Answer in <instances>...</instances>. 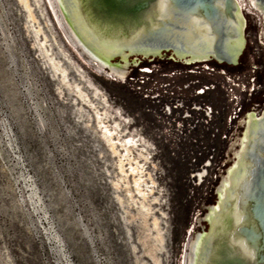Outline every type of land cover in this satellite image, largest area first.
Here are the masks:
<instances>
[{
	"label": "rangeland",
	"instance_id": "1",
	"mask_svg": "<svg viewBox=\"0 0 264 264\" xmlns=\"http://www.w3.org/2000/svg\"><path fill=\"white\" fill-rule=\"evenodd\" d=\"M243 37L237 64L171 52L138 57L123 79L80 54L49 0H0V264H183L228 138L264 84L263 56ZM103 125L149 149L147 218Z\"/></svg>",
	"mask_w": 264,
	"mask_h": 264
},
{
	"label": "water",
	"instance_id": "2",
	"mask_svg": "<svg viewBox=\"0 0 264 264\" xmlns=\"http://www.w3.org/2000/svg\"><path fill=\"white\" fill-rule=\"evenodd\" d=\"M71 44L126 79L138 57L237 64L245 33L263 56L264 0H49ZM183 264H264V84L230 134Z\"/></svg>",
	"mask_w": 264,
	"mask_h": 264
},
{
	"label": "bare ground",
	"instance_id": "3",
	"mask_svg": "<svg viewBox=\"0 0 264 264\" xmlns=\"http://www.w3.org/2000/svg\"><path fill=\"white\" fill-rule=\"evenodd\" d=\"M44 37H46V36H44ZM47 38H45V39H47ZM46 42L47 41L45 40V42L42 43L41 47L44 48V51L47 54V56H60V57L66 56V55H63L60 53L57 54V53L52 52L48 47H46L47 46ZM218 60L220 62H224L223 60H220V59H218ZM51 62H53V65L56 67V69L59 67V65H62L61 69L60 68H58V69H60L62 71L63 75H64V73H67V71H70L71 67L68 66V64L65 62V59H63V57H61L60 59H54L53 57H51ZM55 67H53V68H55ZM68 74H69V72H68ZM67 76L68 75L66 74V78H67ZM76 85H77V83H75V86ZM84 85H85V83H84ZM78 87L79 86H77V88ZM86 91H89V90H86ZM93 91H94L93 94L95 95V97H97V95H99L98 89H94ZM96 99H99V98H96ZM98 119H100L99 123H101V124H108L109 122H111L108 117L103 119V118L98 116ZM114 119L116 120L117 118L115 117ZM116 124H117V122L115 123V126H117ZM103 126H105V125H103ZM110 128H108V125L104 127V130H103V131H105L104 137L107 140V142H108L109 146L111 147V149L113 150V152L115 154H117L119 157V166H120L121 172L124 175L123 178L127 179L129 177V175L134 177L135 185L138 189V195L142 198V201H143L141 206H142V209H144L147 212V216L145 215V217L147 218L148 215H150L152 213V209L149 205L146 204V202H149L150 198L155 197V193H154L155 187L153 186L149 189V187H148L149 183L147 182V178L150 179L151 182L154 184L153 179H152V175L149 172H147V169H145L146 164H145V166H142L143 164L141 162H143V161H139V160H140V158H142V159H144V161H146V162L148 161V157H146V154H148V155L150 154L149 149H147L146 145L140 143L139 142L140 140L137 141L135 138L136 136H134V137H131L130 135H128L129 137L125 136L123 129L120 130L117 128H115V129H113V128L110 129ZM136 152L139 155L138 157L135 156ZM126 162H128L129 165H131L130 169H129L130 174L129 173L126 174L127 173V171L125 170V165H127V164H125ZM146 168H148V167H146ZM144 186L146 187V189H144ZM155 200L157 201V199H155ZM154 218H155V215H154ZM159 221H160V219H158V218H156L154 220L153 228L160 232V226L161 225L159 226ZM156 238L158 239V241L160 243L162 239H160L158 237H156ZM156 250H157V248H156ZM158 250H159V248H158ZM154 260L158 264L157 257H154Z\"/></svg>",
	"mask_w": 264,
	"mask_h": 264
},
{
	"label": "snow or ice",
	"instance_id": "4",
	"mask_svg": "<svg viewBox=\"0 0 264 264\" xmlns=\"http://www.w3.org/2000/svg\"><path fill=\"white\" fill-rule=\"evenodd\" d=\"M162 6H168L170 4V0H160Z\"/></svg>",
	"mask_w": 264,
	"mask_h": 264
},
{
	"label": "flooded vegetation",
	"instance_id": "5",
	"mask_svg": "<svg viewBox=\"0 0 264 264\" xmlns=\"http://www.w3.org/2000/svg\"><path fill=\"white\" fill-rule=\"evenodd\" d=\"M213 58H214V60H216V61H217V62H219V63H226V64H230V63H227V62H225V61H224V62H220V61H219V60H218L216 57H214V56H213Z\"/></svg>",
	"mask_w": 264,
	"mask_h": 264
}]
</instances>
